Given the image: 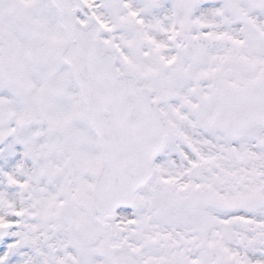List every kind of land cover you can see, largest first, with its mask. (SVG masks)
Listing matches in <instances>:
<instances>
[{
	"label": "snow or ice",
	"instance_id": "snow-or-ice-1",
	"mask_svg": "<svg viewBox=\"0 0 264 264\" xmlns=\"http://www.w3.org/2000/svg\"><path fill=\"white\" fill-rule=\"evenodd\" d=\"M0 264H264V0H0Z\"/></svg>",
	"mask_w": 264,
	"mask_h": 264
}]
</instances>
